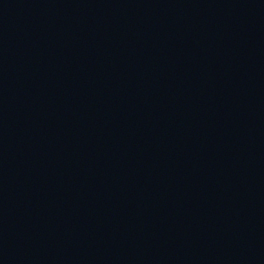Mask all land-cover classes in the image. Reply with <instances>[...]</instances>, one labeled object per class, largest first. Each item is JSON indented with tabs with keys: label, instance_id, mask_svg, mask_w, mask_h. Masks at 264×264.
I'll use <instances>...</instances> for the list:
<instances>
[{
	"label": "water",
	"instance_id": "obj_1",
	"mask_svg": "<svg viewBox=\"0 0 264 264\" xmlns=\"http://www.w3.org/2000/svg\"><path fill=\"white\" fill-rule=\"evenodd\" d=\"M0 264H264V0H0Z\"/></svg>",
	"mask_w": 264,
	"mask_h": 264
}]
</instances>
